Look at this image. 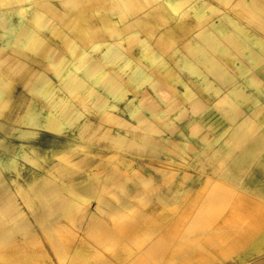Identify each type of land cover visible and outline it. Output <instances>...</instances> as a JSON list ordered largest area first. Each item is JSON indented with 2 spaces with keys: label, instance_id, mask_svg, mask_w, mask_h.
Listing matches in <instances>:
<instances>
[{
  "label": "rangeland",
  "instance_id": "rangeland-1",
  "mask_svg": "<svg viewBox=\"0 0 264 264\" xmlns=\"http://www.w3.org/2000/svg\"><path fill=\"white\" fill-rule=\"evenodd\" d=\"M43 8L0 3V264H185L196 250L239 245L245 228L228 208L237 196L264 201V107L255 65L242 71L236 58L262 46L264 24L234 22V74H202L205 104L150 72L105 71L109 60L97 65L58 22L63 8Z\"/></svg>",
  "mask_w": 264,
  "mask_h": 264
},
{
  "label": "crops",
  "instance_id": "crops-1",
  "mask_svg": "<svg viewBox=\"0 0 264 264\" xmlns=\"http://www.w3.org/2000/svg\"><path fill=\"white\" fill-rule=\"evenodd\" d=\"M38 6L45 7L43 12L47 11L46 7L63 8V17L60 13L59 19L56 16L54 18L65 25L68 35V25L75 28V37L72 33L69 36L71 39L81 40V48H85L86 44L92 46L91 52L95 53L97 65L104 64V59L109 60L106 61L107 65L112 67H107L105 71L150 72L147 75L152 76L151 79L158 80L159 76L172 89L185 84L205 104L211 103L210 97L197 88L205 80L202 74L220 68H224L230 75L234 74L233 69L226 67L230 52L235 48L229 32L234 22L247 24L253 18L256 23L264 24V0H32V7L35 8L33 14L37 13L40 17L36 11ZM218 28L221 31H217ZM61 29L59 27L58 32ZM262 29L264 30V26ZM19 32L18 30L16 33ZM257 39L263 41L262 46L255 48L254 53L241 50L240 56L236 58V65L242 71L255 65L252 70L257 72L258 77L257 98L264 107V32H259ZM45 46L49 49L47 51L53 48L50 43ZM148 55H152L153 59ZM253 55L257 56V63L249 62L252 58L248 56ZM91 57L93 56L89 54L88 58ZM213 64L218 69H213ZM41 65L43 71L52 70L46 69L43 63ZM187 66L196 74L197 82L193 87L181 73L189 70ZM208 86L213 85L208 82ZM218 87L222 89V85L216 81L213 88ZM213 95L216 96L214 90ZM216 100L218 103L233 102L228 93L216 96ZM262 114L264 116V112ZM256 151L262 152L257 155H263L264 149ZM246 161L249 164L245 174L247 179V174L251 172L250 162ZM237 197L233 201L235 204L228 209L233 219L245 228V239L239 245L224 243L215 245L208 251H201L205 254L196 250L194 253L197 255L185 264H264V241H260L264 231V209L255 203L250 207L246 198ZM260 198L261 196L256 199ZM249 210L253 211L250 214L253 216L251 223Z\"/></svg>",
  "mask_w": 264,
  "mask_h": 264
},
{
  "label": "bare ground",
  "instance_id": "bare-ground-1",
  "mask_svg": "<svg viewBox=\"0 0 264 264\" xmlns=\"http://www.w3.org/2000/svg\"><path fill=\"white\" fill-rule=\"evenodd\" d=\"M4 1V0H3ZM15 2H21L22 0H14ZM10 2V1H9ZM124 2V1H123ZM0 3H2V0H1V2ZM5 4V3H4ZM2 6V5H1ZM101 8V7H100ZM104 9V8H103ZM20 11V10H19ZM1 15V14H0ZM4 17V16H3ZM122 18V17H121ZM122 20V19H121ZM8 21V25H3V26H5V28H4V32H3V35L4 36H11L12 37V35L14 34V27H13V25H12V22H10V20H7ZM6 24H7V22H5ZM24 24V23H23ZM20 25V24H19ZM19 29V28H18ZM81 32V31H80ZM2 37V36H1ZM5 38V37H4ZM7 38V37H6ZM1 41V40H0ZM5 41V40H4ZM2 43H4V42H2ZM16 43V42H15ZM5 47V46H4ZM82 52V51H81ZM59 53V52H58ZM80 53V52H79ZM152 55H150V57H151ZM147 57H149V55L147 56ZM149 57V58H150ZM152 59H153V57H151ZM84 61V60H83ZM82 61V62H83ZM55 62V61H54ZM81 62V63H82ZM78 65V64H77ZM196 67V66H195ZM194 67V68H195ZM197 68V67H196ZM198 69V68H197ZM72 73V72H71ZM74 74V73H73ZM72 74V75H73ZM93 75V74H92ZM147 76H150V75H147V74H145L144 75V77H145V79H147L146 77ZM75 77V76H74ZM181 77V76H180ZM253 77V76H252ZM70 78H72L71 77V75H70ZM69 78V79H70ZM150 78V77H149ZM78 80V79H77ZM82 80V79H81ZM83 83V82H82ZM163 89H165L164 87H162ZM166 91V90H165ZM2 95V94H1ZM195 95V94H194ZM194 95H193V97H194ZM188 96V95H187ZM189 97V96H188ZM1 100V99H0ZM3 100V99H2ZM3 103V102H2ZM3 107V106H2ZM48 115V114H47ZM51 116V115H50ZM36 118V117H35ZM40 118V117H39ZM43 118H45V117H43ZM47 118H49V117H47ZM31 119H33V118H31ZM30 119V120H31ZM33 120H35V119H33ZM37 120H40V119H37ZM39 122V121H38ZM51 123V122H50ZM33 124V123H32ZM157 169H159V170H161V171H163V169L162 168H160V167H157V166H155ZM165 170V169H164ZM98 175V174H97ZM263 200H264V198H263ZM263 209H264V201H262V202H260V204H259ZM144 246V245H143ZM141 248V247H140ZM137 250V249H136ZM139 251V250H138ZM142 261H144V260H142ZM138 263H142L141 261L140 262H138ZM132 264H136V263H132Z\"/></svg>",
  "mask_w": 264,
  "mask_h": 264
}]
</instances>
